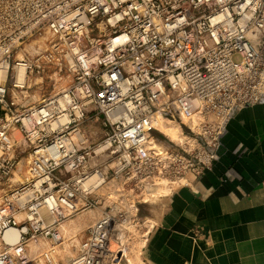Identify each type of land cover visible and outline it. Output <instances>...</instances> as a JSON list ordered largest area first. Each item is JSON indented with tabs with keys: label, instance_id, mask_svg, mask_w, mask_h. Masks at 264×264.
<instances>
[{
	"label": "built area",
	"instance_id": "obj_1",
	"mask_svg": "<svg viewBox=\"0 0 264 264\" xmlns=\"http://www.w3.org/2000/svg\"><path fill=\"white\" fill-rule=\"evenodd\" d=\"M48 31L73 75L62 95L16 113L8 78L0 81V264H110L123 257L121 234L139 227L140 204L163 197L161 185L172 193L213 170L228 152L231 120L264 102V0H0V44ZM51 49L21 62L40 71L60 61ZM158 115L184 126L192 142L153 143ZM91 122L107 128L104 158L86 131ZM15 126L32 157L17 182L29 149L17 150ZM91 173L100 179L86 189ZM221 179L235 175L226 168ZM107 200L64 256L60 223ZM11 227L15 242L3 238ZM41 239L49 246L33 253Z\"/></svg>",
	"mask_w": 264,
	"mask_h": 264
},
{
	"label": "crops",
	"instance_id": "obj_2",
	"mask_svg": "<svg viewBox=\"0 0 264 264\" xmlns=\"http://www.w3.org/2000/svg\"><path fill=\"white\" fill-rule=\"evenodd\" d=\"M224 141L221 163L146 211L144 264H264V102L240 110Z\"/></svg>",
	"mask_w": 264,
	"mask_h": 264
},
{
	"label": "rangeland",
	"instance_id": "obj_3",
	"mask_svg": "<svg viewBox=\"0 0 264 264\" xmlns=\"http://www.w3.org/2000/svg\"><path fill=\"white\" fill-rule=\"evenodd\" d=\"M42 36V35H41ZM41 36L34 37L31 41L28 43L24 44H13V45H8V44H0V63L4 62H9V71H8V94H7V99L10 101H15L16 103V113H21L28 107L38 105L40 103H43L45 99L50 98V97H59L62 95V91L66 89L68 86L71 85L73 81V75L69 73L67 70V65L65 63V60L62 59L61 56V49L58 51H55L54 49H51L53 53L57 54V56L60 59V61H57V59L54 60H49L44 66L43 69L38 71L36 68L35 69H27V80L25 86H19L15 87L13 85V76L15 73V64L19 58L20 55L23 56V58H29L35 62V60L39 57L36 53H39L41 51L37 50L38 46V40ZM32 46H34L36 49H33ZM49 49V50H50ZM50 52V51H49ZM64 53V52H63ZM57 62V63H56ZM61 62V63H59ZM63 68L62 70L60 68ZM16 92V93H14ZM1 110V108H0ZM184 132L189 135V132L187 129L183 126L182 127ZM86 131L88 135L90 136V140L93 143L99 144L101 140H103V137L107 131V128L104 127L102 123H89L86 126ZM13 137H15V143L18 145L17 150L18 151H23L25 149L27 152L21 154V162L17 168V171L15 173V180L14 181H24L25 178L27 177V173L29 170V160L32 159L30 155V148L28 147V144H26L24 141V137L19 131L18 127L15 126L14 129L11 131ZM155 136L158 138L156 142H161L163 144L171 145L175 148H180L181 145L185 146V143L187 142H192V138L189 137L186 141L184 140L183 142H175L171 141L168 139V137L161 132L159 129L155 131ZM97 146V145H96ZM30 155V156H29ZM106 155V154H105ZM100 157V155L98 156ZM98 157H95L92 159V163H95L98 161ZM105 157V156H103ZM100 157V158H103ZM15 182V183H16ZM167 185V184H164ZM163 186V185H161ZM161 186L157 189V196L159 195H165L171 192L170 188L167 191V189L162 190ZM160 189V190H159ZM110 188H103L99 191L100 194H104L105 197H107L108 193H110ZM165 191V192H163ZM9 194L10 191L8 192ZM7 193V194H8ZM4 193L0 191V202L2 200V196ZM163 197H158L156 198L153 202L151 203H141L140 204V218H141V223L138 224L139 227L134 228L131 227L130 233L128 235L121 234V239L123 241L122 248H120L121 251H123V257L120 259L121 254L118 256V258L115 259V261L122 262V264H127V259L132 258L136 253L138 254L141 251V241L143 238V234L145 231H147V226L152 224V220L148 219L145 216L148 215V209L154 206L159 200H161ZM110 202L107 200L106 202H103V204L99 207H93V208H82L79 210L75 215L68 218L67 220H72L75 221L77 227L75 228V234H69L64 233L63 231L62 234L65 236V242L62 245H59L57 249L63 253L64 256H69L73 255L75 253L74 248H72L70 245V242L72 240H75L76 242L78 241V237H84L87 234V228L93 224V222L100 216H102V212H106L105 207L109 206ZM147 211V212H146ZM90 218H93V220H89ZM65 222V221H64ZM63 223V222H62ZM61 223V224H62ZM60 224V226H61ZM59 226L60 230L62 228ZM46 245H42L41 249H45L49 246L47 240L42 239ZM1 238H0V246H1ZM113 248H118L120 245L118 242L113 243ZM33 247V244H32ZM44 247V248H43ZM122 260V261H121ZM130 261V259H129ZM114 262L112 260L110 264ZM131 264V262H130Z\"/></svg>",
	"mask_w": 264,
	"mask_h": 264
},
{
	"label": "bare ground",
	"instance_id": "obj_4",
	"mask_svg": "<svg viewBox=\"0 0 264 264\" xmlns=\"http://www.w3.org/2000/svg\"><path fill=\"white\" fill-rule=\"evenodd\" d=\"M53 37H54L53 33L50 32V31H48L47 33L43 34L39 38V40H38V46L39 47L37 48V50H39V51L42 50V51L39 52V53H36L37 55L44 54V53H46V52L49 51V49L51 48V44L54 41ZM32 48L33 49H36L34 46H32ZM23 59H24L23 56L20 55L19 58H18V60H17V62H16V64H15V66H14L15 67V73H14V76H13V85L15 87L25 86V84H26V80H27V66H25L21 62V60H23ZM9 66H10L9 65V62H4L3 61L2 63H0V81H6L7 80ZM14 93H16V92H14ZM63 117H65V116H63ZM154 125L161 132H163L168 137V139L171 140V141H175V142L176 141L177 142L179 141L181 143L183 142V144H184L185 143L184 140L185 139L187 140L189 137H191L190 135H187L184 132L183 128L181 127V125L178 122L173 121L171 119H168V118H166V117H164L162 115L156 116V118L154 120ZM153 143H157L156 140H153ZM106 146H107V143H105V142L99 143V145L96 147V150L99 153L98 155H103L104 156L106 154L104 152V150L106 149ZM99 179L100 178L96 174L91 173L89 175V177L86 178L83 181V186L86 189H91L92 187L96 186V183H97V181ZM167 187L169 188L168 185L161 186L162 190L167 189V191H168L169 189ZM163 192H165V191H163ZM45 212H47V211L45 210ZM104 214H105V211L102 212V216ZM102 216H100L99 218H97L94 222H96ZM77 225L78 224H76L75 221L65 220V222L63 221V223L61 224V226L60 225L59 226L62 228L61 231H63L64 233H68V235L69 234L71 235V234H75V231L74 230L77 227ZM146 232L147 231H145V233ZM19 236H20L19 230L16 227H11V228H9L5 232L3 238L6 241H8V242H15V241H17V239L19 238ZM143 241H144V238H142V241H141V248H142V245H143ZM42 243L44 245H46L42 239L39 242H37V243H32L33 244V249H32L33 253H37V252H40L42 250L41 249L42 248V245H43ZM129 259H130L131 264H144L143 260L140 257V252L138 254L136 253L134 256H132V258H129ZM111 264H120V263L118 261H115L114 260V262H112Z\"/></svg>",
	"mask_w": 264,
	"mask_h": 264
}]
</instances>
